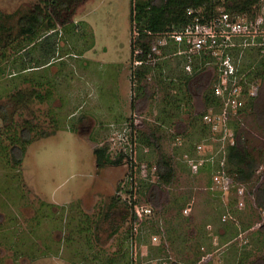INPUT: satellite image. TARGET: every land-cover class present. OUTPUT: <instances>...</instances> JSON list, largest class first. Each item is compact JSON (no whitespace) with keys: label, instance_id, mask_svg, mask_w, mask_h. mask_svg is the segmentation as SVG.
Wrapping results in <instances>:
<instances>
[{"label":"rangeland","instance_id":"1","mask_svg":"<svg viewBox=\"0 0 264 264\" xmlns=\"http://www.w3.org/2000/svg\"><path fill=\"white\" fill-rule=\"evenodd\" d=\"M36 3L0 0V10L12 13ZM132 8L133 0L86 1L70 23L57 28L56 62L18 78H11L17 70L9 62L0 76V107L12 110L11 95L31 90L32 80L44 83L43 92L49 96L15 116L20 124L33 120L35 128L24 162L13 167L7 154L0 156V264H239L242 259L249 264L264 258V233L258 232L264 214L255 211L249 196L239 211L231 208L233 202L227 208L230 196L238 198L235 189L226 196L211 187L217 162L194 175L183 159L185 154L209 157L219 142L208 127L204 130L203 120L194 118L207 109L203 98L196 95L190 101L184 89L179 90L177 57L154 62L158 68L141 86L151 87L155 99L141 97L133 109L138 90L132 80ZM260 13L264 4L255 15ZM261 57L254 50L243 64ZM206 74L214 88L216 71L206 69ZM118 111L122 117L111 119ZM246 119H241L242 125L256 128L250 116ZM123 122H135L141 131L160 128L164 151L173 155L176 169L172 186L159 190L161 207L134 226L121 219L123 207L111 209L127 166L98 169L94 156L96 148L113 146L111 126ZM43 132L48 135L43 137ZM250 139L255 146L264 143ZM199 145L203 149L197 152ZM137 148L142 160L156 161L157 155H147L141 142ZM257 174L264 179V167ZM147 187L140 193L142 203H150ZM224 214L231 219L223 223ZM130 246L136 251L133 257L125 251ZM207 253L209 263L200 260Z\"/></svg>","mask_w":264,"mask_h":264},{"label":"trees","instance_id":"2","mask_svg":"<svg viewBox=\"0 0 264 264\" xmlns=\"http://www.w3.org/2000/svg\"><path fill=\"white\" fill-rule=\"evenodd\" d=\"M86 1L88 0H37L36 4L20 7L12 13L0 10V76L8 70L6 67L9 62L13 65L12 68L17 70V74L11 78H16L22 74L25 77L29 72L45 68L56 62L57 60H53L56 59L54 41L57 36V28L60 25L65 26L70 23L78 6ZM259 3L260 0H133L132 38L134 26L138 30V36L132 48L133 50H140L139 61L147 62L153 44V35L179 29L188 24L191 20V17L187 15L188 9L202 10L201 14L208 19L219 14V9L235 15L252 16L255 15V7ZM62 53L64 52L62 51ZM178 60L181 73L177 79L180 85L179 90L184 89L190 101L196 95L203 98L207 109L194 115V118L202 122L203 115L209 109H218L220 102L213 95V88L208 83L206 69L203 67L204 63H196L194 71L189 74L183 68L184 61L179 58ZM156 67L157 65L152 63H143L133 68L132 80L134 87L138 90V95L132 105L134 110L136 100L141 97L148 101L155 99V92L151 87L148 85L141 86V83L148 79L149 74ZM254 73L255 76H261L264 79V66H259ZM26 79L29 80V78ZM30 80L32 79L30 78ZM32 82L31 90L18 89L11 95L9 103L12 105V110L7 105L0 107V119L3 124L0 129V156L3 153L7 154V161L13 167L20 166L24 162L26 150L34 142L32 133L35 130L33 120H26L20 124L15 120V116L21 110H28L35 100L44 102L49 97L48 93L43 92L46 87L44 83L39 84L35 80ZM242 114L243 118H241ZM247 116L253 119L256 128L247 124L242 125L241 119L245 122ZM235 121L236 123L233 122L235 125L232 123V126L237 136V143L228 147L227 171L237 184L245 186L255 211L264 214V179H261L257 174L260 168L264 167V143L255 146L250 139L252 137L255 140H264V87L261 96L258 99L248 101ZM202 125L204 130L208 129L204 123ZM159 129L138 130L139 141L148 149L149 154L147 153V155L154 153L157 155L154 163L148 162L158 166L160 175L159 184L147 187V198L154 209L161 207L158 200L159 190L172 186L176 178L173 155L164 151L163 136ZM255 129L261 136L257 134ZM41 135L46 137L48 133L43 132ZM94 156L98 169L124 165L123 155L115 160L110 157L109 145L96 148ZM143 160L146 159L143 158ZM120 187L121 185L118 188L119 191ZM117 195L111 205L112 211L116 210L117 206L123 207L125 210H122L124 215L121 219L125 223L129 219L131 225L134 226L137 219L130 210V206L121 200L118 191ZM154 199L155 201H153ZM111 214L108 213L107 217H110ZM259 218H261L260 215ZM116 229H119V225L116 226ZM258 232L264 233V223L261 224ZM201 259L203 260V257ZM240 261L239 264H243V259ZM174 264L183 263L175 262ZM249 264H264V258Z\"/></svg>","mask_w":264,"mask_h":264},{"label":"built area","instance_id":"3","mask_svg":"<svg viewBox=\"0 0 264 264\" xmlns=\"http://www.w3.org/2000/svg\"><path fill=\"white\" fill-rule=\"evenodd\" d=\"M262 4L264 0H260L255 7L256 11ZM201 13L202 10L188 9L187 15L191 17L188 24L179 29L154 34L147 62L139 61L140 50H134V68L143 63L154 64L161 58L173 56L184 61L183 68L189 74L194 71V66L198 62H203L205 69L213 68L216 71L217 80L214 83L213 95L219 100L220 105L218 109L212 108L205 113L202 120L217 137L218 149L206 158H192L191 155L185 154L183 159L194 175L200 174L207 165L213 166L217 162L219 169L211 174V187L226 196L235 189L238 198L236 206L242 209L246 205L248 195L245 186L237 184L227 171V151L228 147L237 143V136L232 126L233 118L238 117L248 101L258 99L264 87V79L254 75L258 67L264 65V13L247 17L219 9V14L209 19ZM137 36L138 30L134 26L135 41ZM254 50L262 57L255 63L244 65L249 53ZM138 130L135 122L113 124L111 126L113 146L108 145L112 159L124 156L123 161L128 171L121 184L119 197L130 206L137 223L141 224L145 219L155 215L151 203H142L140 200L142 187L159 184L160 175L156 164H149L138 155L137 147L140 142ZM202 149V145L196 147L197 152ZM226 205L228 208V202ZM190 210L191 205L184 212ZM230 219L229 214H224L222 222ZM153 241H158L157 235L153 237ZM130 247L129 251L128 248L126 250L130 253L129 257H133L136 251ZM210 256L207 253L203 257V262L211 261Z\"/></svg>","mask_w":264,"mask_h":264},{"label":"crops","instance_id":"4","mask_svg":"<svg viewBox=\"0 0 264 264\" xmlns=\"http://www.w3.org/2000/svg\"><path fill=\"white\" fill-rule=\"evenodd\" d=\"M120 113H121V112L118 111L116 114L111 115V119L116 118V117H117V119H118V118H121L122 115H121ZM123 118H124V117H123ZM123 118H122V119H123ZM217 193H218V192H217ZM231 202H233L231 208H233V207L235 208V207H236V209L239 211L240 209L236 206V199L233 200V199H232V196L229 197V202H228V204L231 205ZM246 202H248V198H246ZM225 204H226V203H225ZM234 204H235V205H234ZM228 208H229V207H228ZM237 210H236V211H237ZM207 218H208V217H207ZM208 219H209V218H208ZM199 221H201V220H199ZM209 227H210V226H209ZM209 262H210V261H209Z\"/></svg>","mask_w":264,"mask_h":264}]
</instances>
